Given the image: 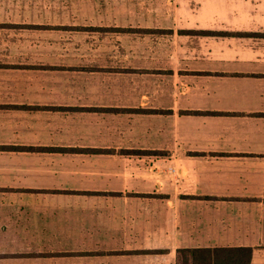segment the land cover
Masks as SVG:
<instances>
[{"label": "crops", "instance_id": "crops-1", "mask_svg": "<svg viewBox=\"0 0 264 264\" xmlns=\"http://www.w3.org/2000/svg\"><path fill=\"white\" fill-rule=\"evenodd\" d=\"M199 247L264 264V0H0V264Z\"/></svg>", "mask_w": 264, "mask_h": 264}, {"label": "trees", "instance_id": "trees-1", "mask_svg": "<svg viewBox=\"0 0 264 264\" xmlns=\"http://www.w3.org/2000/svg\"><path fill=\"white\" fill-rule=\"evenodd\" d=\"M134 153H150L134 151ZM178 264H250L248 247H199L176 250Z\"/></svg>", "mask_w": 264, "mask_h": 264}, {"label": "rangeland", "instance_id": "rangeland-1", "mask_svg": "<svg viewBox=\"0 0 264 264\" xmlns=\"http://www.w3.org/2000/svg\"><path fill=\"white\" fill-rule=\"evenodd\" d=\"M116 30H122L126 29L123 27H116ZM147 30H154L153 28H143V27H129V31H135V32H142V31H147ZM1 147H9V145L6 146H1ZM21 147H28V146H21Z\"/></svg>", "mask_w": 264, "mask_h": 264}, {"label": "built area", "instance_id": "built-area-1", "mask_svg": "<svg viewBox=\"0 0 264 264\" xmlns=\"http://www.w3.org/2000/svg\"><path fill=\"white\" fill-rule=\"evenodd\" d=\"M168 170H173L172 166L167 167Z\"/></svg>", "mask_w": 264, "mask_h": 264}]
</instances>
